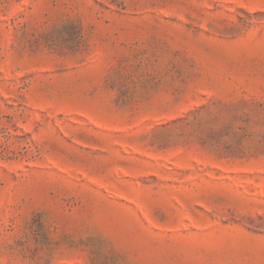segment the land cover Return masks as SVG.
<instances>
[{"label":"rangeland","instance_id":"374dc122","mask_svg":"<svg viewBox=\"0 0 264 264\" xmlns=\"http://www.w3.org/2000/svg\"><path fill=\"white\" fill-rule=\"evenodd\" d=\"M0 264H264V0H0Z\"/></svg>","mask_w":264,"mask_h":264}]
</instances>
